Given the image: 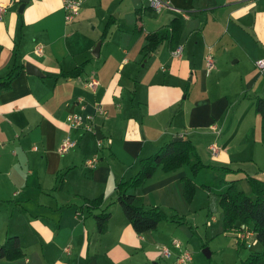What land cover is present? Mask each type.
I'll return each instance as SVG.
<instances>
[{
	"label": "crops",
	"instance_id": "crops-1",
	"mask_svg": "<svg viewBox=\"0 0 264 264\" xmlns=\"http://www.w3.org/2000/svg\"><path fill=\"white\" fill-rule=\"evenodd\" d=\"M164 1L157 10L139 0L128 22L104 0H86L69 21L62 0H27L22 11L21 0H0V76L19 66L12 86L0 92V191L16 202L5 209L0 244L17 234L24 251L14 259L0 256V264H183L182 242L171 239L173 252L165 232L184 223L163 220L138 233L116 201V183L170 139L189 137L204 161L240 168L227 178L244 182L247 193V174L264 180L262 119L252 97L264 96V73L255 64L264 58V0ZM141 6L143 31L136 28ZM175 16L184 23L176 46L181 54L174 56L176 47L165 40L142 63L145 33ZM241 59L249 62L245 70L237 67ZM85 60L81 74L61 76ZM27 62L42 75L29 73ZM71 113L93 115L94 129L70 127ZM68 136L75 145L63 150ZM185 175L192 176L187 165L159 167L133 192L169 214L191 209L195 195L185 199ZM99 196L111 211L105 232L94 212L80 208ZM250 238L258 242L249 236L240 243ZM164 245L171 255H163Z\"/></svg>",
	"mask_w": 264,
	"mask_h": 264
},
{
	"label": "trees",
	"instance_id": "trees-1",
	"mask_svg": "<svg viewBox=\"0 0 264 264\" xmlns=\"http://www.w3.org/2000/svg\"><path fill=\"white\" fill-rule=\"evenodd\" d=\"M147 8L152 9L150 5ZM143 9L144 6L136 9V28L141 31H143ZM110 24L111 21H108L102 37L108 31ZM183 26V19L175 16L167 25L145 33L144 56L150 55L165 40L174 49L178 45ZM86 63L87 60L71 70L62 72L61 76H78ZM18 72L19 66L14 65L6 74L0 76V92L12 86V81ZM252 97L255 111L260 114L262 119L264 134V96L255 94ZM184 165H187L192 172V176L185 175L182 179L185 199L188 202L192 201L197 185L217 194L224 213V228L226 230L235 228L236 231L249 229L253 232L254 238L262 244L260 250L251 251L239 264H264V180L247 174L246 178L250 184L251 193H246L237 186V179L227 178L228 174L238 172L240 168L204 161L195 143L186 136L165 141L155 152L140 159L139 168L134 175L127 178L122 177L116 183V201L120 203L124 214L136 232L144 233L155 229L163 220L181 224L188 222L184 215L169 214L158 205H147L141 195L133 192V189L142 185L157 168L161 167L165 171H171ZM102 200V196L87 199V202L80 207L94 212L99 232H105L111 216L109 205L102 206ZM23 255L24 251L19 236L17 234L7 235L0 244V256L14 259Z\"/></svg>",
	"mask_w": 264,
	"mask_h": 264
},
{
	"label": "rangeland",
	"instance_id": "rangeland-1",
	"mask_svg": "<svg viewBox=\"0 0 264 264\" xmlns=\"http://www.w3.org/2000/svg\"><path fill=\"white\" fill-rule=\"evenodd\" d=\"M104 1L111 4V13L114 16H116L119 10H122V15L126 16L128 22H131L134 17V11L130 9V6L136 4L139 0ZM147 11L150 14L155 15V11L157 10ZM159 21L160 19H156L155 23H151L149 26H156V24H159ZM165 45H167L166 41L163 42V46ZM150 55L144 56L142 58V63H144L145 60H148V62L152 61L149 59ZM229 56L225 57V62L227 64L232 63L235 58ZM248 65L249 62L245 59H241V62L237 67L245 70ZM246 183L247 182H245V184ZM237 186L243 190L244 182L239 183L238 181ZM3 195V190H1L0 226L9 215V212L5 209H11V204L15 205L16 203L12 199H3ZM165 210L167 211V209ZM173 212H176V210ZM177 213L184 215L188 222L184 223L185 226H181L178 229L175 228V226L168 228L165 232V238L169 239L166 241L168 245H170L172 238H177L182 242L180 250L189 251L192 255V261L187 264H239L240 261L247 257L251 251L260 250L262 248V244L259 242L252 244L251 238L247 239L246 243H240L238 231H236L235 228L228 230L224 228V213L218 195L201 185L197 186V193H195L193 207L191 209H178ZM212 216L215 217V220L212 219ZM2 232H4V229ZM249 243L251 244L248 245ZM204 249H209L211 255L207 256ZM172 250L173 252H176L178 249L172 247Z\"/></svg>",
	"mask_w": 264,
	"mask_h": 264
},
{
	"label": "built area",
	"instance_id": "built-area-1",
	"mask_svg": "<svg viewBox=\"0 0 264 264\" xmlns=\"http://www.w3.org/2000/svg\"><path fill=\"white\" fill-rule=\"evenodd\" d=\"M86 0H62L63 3V8L65 10V17L67 19V21L73 19L80 11V9L82 8V5L84 4ZM148 3L155 9H160L163 6L166 5L164 0H148ZM4 12V6L0 3V19L2 18V14ZM181 46H178L174 49L173 51V55L174 56H179L181 54ZM258 70L261 73H264V58L258 59L255 62ZM98 81L96 79H92L89 82V85H91L92 87H95L97 85ZM93 115L88 114V115H83L81 113H71L67 116V123L70 127H84L85 129L88 130H93L94 126H93ZM98 144L101 145V138H99L97 140ZM75 145V141L73 139H71L69 136L66 137V139L64 140L63 143V150H67L68 148L72 147ZM211 149L213 151V153H217V146L214 144L211 146ZM97 160V157H93L91 159H88L87 162L90 164L95 163V161ZM212 219H214V217H212ZM249 236L254 237V234L251 230L249 229H244L241 231H238V237L239 239H246ZM173 243L175 245H179L180 242L178 240L173 241ZM252 243V242H251ZM251 243H249L248 245H250ZM162 253L164 256H169L171 255V250L168 246H162ZM192 260V255L189 251H184L183 253H181L178 256V262L180 263H188Z\"/></svg>",
	"mask_w": 264,
	"mask_h": 264
},
{
	"label": "water",
	"instance_id": "water-1",
	"mask_svg": "<svg viewBox=\"0 0 264 264\" xmlns=\"http://www.w3.org/2000/svg\"><path fill=\"white\" fill-rule=\"evenodd\" d=\"M23 3L22 5L20 6L19 8V11H22L23 10V7H24V3L27 1V0H21ZM100 46H101V40L97 42L96 46L94 47L93 49V53L95 55H99V51H100ZM26 70L29 72V73H32V74H35V75H42V71L40 70V68L38 66H36L35 64L31 63V62H27L26 63ZM205 253L207 256H210L211 255V251L209 249H204Z\"/></svg>",
	"mask_w": 264,
	"mask_h": 264
}]
</instances>
